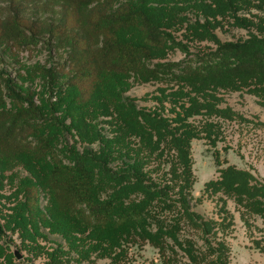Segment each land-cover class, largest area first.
Wrapping results in <instances>:
<instances>
[{
    "label": "trees",
    "instance_id": "1",
    "mask_svg": "<svg viewBox=\"0 0 264 264\" xmlns=\"http://www.w3.org/2000/svg\"><path fill=\"white\" fill-rule=\"evenodd\" d=\"M3 1L9 3L10 10L0 14V44L31 49L38 46L40 36L47 35L55 48L67 50L63 64L38 67L33 73L54 82L65 76L64 84L79 91L74 98L78 105L88 103L109 75L187 84L198 93L205 92L208 86H247L253 93H264V35L221 42L204 28L202 36L217 47L196 55L165 31L158 8L147 12L127 0ZM40 2L52 3L59 9L52 17L30 20L28 11ZM128 32H136L139 41H128L124 36ZM169 47L180 48L185 58L178 62L152 60L156 50ZM138 114L143 123L135 119V126L142 127L141 138H149L141 139L146 148L154 146L160 150L152 141L154 133L165 138L176 152L173 178L180 180V185L175 196L168 185L162 187L148 180L133 166L114 169L103 152L64 147V158L61 157L56 149L57 134L47 132L66 131V119L56 117L52 110L45 113L36 103L33 91L21 93L13 79L0 71V160L9 166L23 156L49 162L46 185L54 211L72 225L69 232L81 235L68 237L69 249L48 252L51 264L70 262L71 254L77 255V261L92 263L93 257L120 264L132 246L146 243L158 249L163 264H178V251L189 264H228L226 244L212 240L219 223L205 219L191 207V161L185 138L170 130L165 119L145 111ZM21 187L25 195L23 213L37 219L41 213L40 189L30 179H25ZM207 190L233 198L246 213L264 219V183L252 173L234 166L222 168L219 178L210 182ZM166 210H177V216H164ZM184 225L201 236V246L181 238ZM4 237L0 225V238Z\"/></svg>",
    "mask_w": 264,
    "mask_h": 264
},
{
    "label": "rangeland",
    "instance_id": "2",
    "mask_svg": "<svg viewBox=\"0 0 264 264\" xmlns=\"http://www.w3.org/2000/svg\"><path fill=\"white\" fill-rule=\"evenodd\" d=\"M127 1L147 12L158 8L165 31L196 55L217 47L202 36L204 28L221 42L264 35V0ZM9 7V3L0 0V14L8 13ZM58 9L52 3L40 2L28 11L27 17L30 20L52 17ZM124 36L130 42L139 41L136 32ZM39 40L36 48L22 50L0 44V71L13 79L21 93L33 91L36 103L45 113L52 110L56 117L66 119V131L47 132L57 134L56 149L61 157L64 147L103 152L114 169L133 166L148 180L162 187L168 185L175 196L180 185V180L173 178L176 152L165 138L154 133L152 141L160 150L154 146L146 148L141 139L149 138H141L142 127L135 126V119L143 123L138 114L143 111L165 119L168 128L185 138L188 145L191 207L205 219L219 223L212 240L226 244L228 264H264V219L246 213L233 198L207 190V185L219 178L220 169L229 166L248 171L264 183V93H253L247 86L241 89L208 86L205 92L198 93L187 84L109 75L97 86L88 103L78 105L74 98L79 91L64 84L65 76L54 82L33 73L38 67L63 64L68 56L67 50L55 48L49 36L42 35ZM184 58L178 47L156 50L152 56L155 62H178ZM50 168L49 162L34 161L28 156L13 166L0 160V225L6 234L0 238V264H51L48 252L69 249L68 237L81 238L80 234L69 232L72 225L54 211L46 185ZM25 179L40 189L42 214L37 219L23 213L25 195L21 186ZM163 215L173 218L177 210H166ZM181 238L191 239L198 246L203 243L188 225L183 226ZM15 251L22 255L20 260L14 256ZM178 254L175 259L178 264H189L181 252ZM74 255H68L70 262L63 264H112L109 259L93 257L92 263L77 261ZM120 264H163V257L157 248L146 243L132 246L129 256Z\"/></svg>",
    "mask_w": 264,
    "mask_h": 264
},
{
    "label": "water",
    "instance_id": "3",
    "mask_svg": "<svg viewBox=\"0 0 264 264\" xmlns=\"http://www.w3.org/2000/svg\"><path fill=\"white\" fill-rule=\"evenodd\" d=\"M14 254H15V256L17 257V259L20 260V259L22 258V255L20 254L19 251H15Z\"/></svg>",
    "mask_w": 264,
    "mask_h": 264
}]
</instances>
